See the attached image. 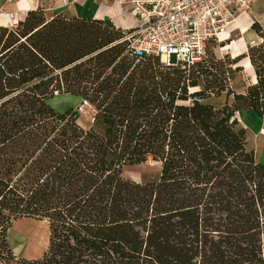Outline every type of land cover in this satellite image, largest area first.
I'll use <instances>...</instances> for the list:
<instances>
[{"label":"trees","instance_id":"trees-1","mask_svg":"<svg viewBox=\"0 0 264 264\" xmlns=\"http://www.w3.org/2000/svg\"><path fill=\"white\" fill-rule=\"evenodd\" d=\"M251 29L247 53L183 67L132 55L109 20L39 8L0 26V236L23 219L50 234L17 264H264V164L236 117L264 120V30ZM243 59L257 81L238 94ZM150 160L155 181L124 177Z\"/></svg>","mask_w":264,"mask_h":264},{"label":"built area","instance_id":"built-area-1","mask_svg":"<svg viewBox=\"0 0 264 264\" xmlns=\"http://www.w3.org/2000/svg\"><path fill=\"white\" fill-rule=\"evenodd\" d=\"M264 0H132L137 23L124 29L135 56H155L165 66L191 67L205 59L206 44L238 14ZM13 13L9 15L13 18ZM247 86L251 79H245ZM201 102L199 98H194ZM238 118V113L236 114ZM16 258L12 262L17 264ZM1 264V262H0Z\"/></svg>","mask_w":264,"mask_h":264},{"label":"rangeland","instance_id":"rangeland-1","mask_svg":"<svg viewBox=\"0 0 264 264\" xmlns=\"http://www.w3.org/2000/svg\"><path fill=\"white\" fill-rule=\"evenodd\" d=\"M75 0H53V4L50 3L48 7L51 6L53 12L58 11H65L68 17H70L69 12L67 9L74 4ZM132 0H123V7H125V11H128L127 17L128 25L130 28L134 27L137 23L135 17L132 15V10H127L128 7L130 8V3ZM132 4V3H131ZM262 13L264 15V2H256L250 10L238 14L234 21L224 27L217 37H214L206 44L205 49V58L211 57L214 55L217 60H226V56H229L231 59L238 57L239 55L247 53L248 46H255L256 44L260 43V37L251 29V26L254 22H258L260 25L261 23L255 18L254 12ZM11 14V13H10ZM9 14V15H10ZM48 15L51 12L47 13ZM7 15V16H9ZM262 26V25H261ZM263 30L264 27L262 26ZM123 30V29H121ZM247 60L243 59L239 66L243 67V71L237 73L234 76V79L231 82V87L236 91L239 92L243 88L247 87L245 79L246 70L249 67H246ZM232 100L231 98L223 97H216L215 95L211 96L209 99L210 103H213L217 106H221L225 100ZM52 106L58 111H66L69 109H80L82 113V117L80 119V124L84 127H87L90 123V116L92 115V111L89 107H83L81 105V100L78 98H73L70 96H59L54 101L51 102ZM239 116V114H238ZM161 172V165L159 163H155L152 160L149 162L133 166L125 169L124 177L128 180L138 182V183H149L153 182L158 179ZM25 221H22V224ZM29 222V221H27ZM42 222L46 221H37L31 220L28 224L27 230V243L26 249L24 252H20L24 259H28L33 257L35 254H39L42 252L41 255L35 256L33 258L39 259L43 256L46 250L43 251L44 245L48 242V223L44 224ZM18 223V222H17ZM21 223L15 224L11 227L7 235V244L12 249V245L15 243V235L21 236V228L19 227ZM31 224V225H30ZM33 232L34 234L28 233ZM50 236V234H49ZM5 238L0 236V262L1 264H14L10 259L9 256V249L5 245ZM49 243V242H48ZM48 248V246H47ZM13 250V249H12ZM31 258L30 260H33ZM18 260H20L17 257Z\"/></svg>","mask_w":264,"mask_h":264},{"label":"crops","instance_id":"crops-1","mask_svg":"<svg viewBox=\"0 0 264 264\" xmlns=\"http://www.w3.org/2000/svg\"><path fill=\"white\" fill-rule=\"evenodd\" d=\"M52 3L53 0H0V26L3 27H11L17 24L20 21L25 20L29 11L36 10L39 8L44 9L47 13L51 12L50 15H55L59 13H64L65 11L53 12V9L48 7V5ZM123 0H75L74 4L71 5L67 11L68 15L71 17H76L78 19H93V20H109L111 21L117 28L127 29L130 28L128 25L127 17L130 15L128 11H125V7H123ZM131 5V3H130ZM132 10V6L128 7L127 10ZM10 13H13V18H10ZM133 15V14H132ZM136 25V24H135ZM248 50V48H247ZM247 65L249 69L246 70V76L251 79L252 84L256 83V75L253 66L250 64V61L246 59ZM245 89L243 88L238 94H244ZM232 102V100H230ZM238 119L241 123L242 127H245L248 130L249 135V148L255 151L256 160L262 164H264V120L258 119L253 114H247L244 112L238 113ZM22 221L23 222L22 224ZM27 221H31L30 219H23L17 221L21 223L19 227L21 228V236H18L19 239L15 241V243L11 246L12 249L8 246L11 253L18 257L19 259H24L20 252H24L26 249V241H27V230L28 224ZM17 222L13 223L12 226L18 224ZM47 224L46 222H42ZM31 225V224H30ZM9 232V231H8ZM6 234V241L7 235ZM49 232V228H48ZM29 233V232H28ZM48 242H49V234H48ZM48 242L44 245V250H46L48 246ZM8 245V244H7ZM35 254L33 257L41 255ZM26 258V260H30L31 258ZM35 259V258H33Z\"/></svg>","mask_w":264,"mask_h":264},{"label":"bare ground","instance_id":"bare-ground-1","mask_svg":"<svg viewBox=\"0 0 264 264\" xmlns=\"http://www.w3.org/2000/svg\"><path fill=\"white\" fill-rule=\"evenodd\" d=\"M255 18L261 23V25L264 27V15L262 13H258L257 11L254 12ZM264 134V133H263ZM264 158V157H263ZM45 224V223H44ZM30 235L34 234L33 232H29ZM19 237L15 235V241H17Z\"/></svg>","mask_w":264,"mask_h":264}]
</instances>
